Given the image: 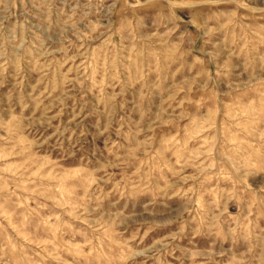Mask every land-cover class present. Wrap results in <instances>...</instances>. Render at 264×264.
Masks as SVG:
<instances>
[{
    "label": "rangeland",
    "instance_id": "1",
    "mask_svg": "<svg viewBox=\"0 0 264 264\" xmlns=\"http://www.w3.org/2000/svg\"><path fill=\"white\" fill-rule=\"evenodd\" d=\"M0 264H264V0H0Z\"/></svg>",
    "mask_w": 264,
    "mask_h": 264
}]
</instances>
